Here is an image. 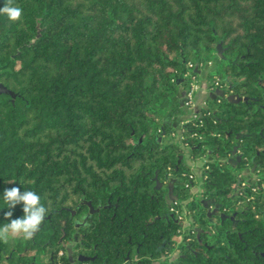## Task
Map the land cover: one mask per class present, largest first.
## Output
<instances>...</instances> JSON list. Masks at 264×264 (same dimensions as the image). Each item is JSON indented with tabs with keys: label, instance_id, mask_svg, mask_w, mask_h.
<instances>
[{
	"label": "trees",
	"instance_id": "obj_1",
	"mask_svg": "<svg viewBox=\"0 0 264 264\" xmlns=\"http://www.w3.org/2000/svg\"><path fill=\"white\" fill-rule=\"evenodd\" d=\"M13 6L20 20L0 15V83L15 94L0 93V226L23 216L5 218L11 187L48 216L32 240L0 243V264H55L59 250L62 264H151L175 249L179 264H264V0ZM198 70L225 89L182 120ZM184 147L205 157L198 193Z\"/></svg>",
	"mask_w": 264,
	"mask_h": 264
},
{
	"label": "clouds",
	"instance_id": "obj_2",
	"mask_svg": "<svg viewBox=\"0 0 264 264\" xmlns=\"http://www.w3.org/2000/svg\"><path fill=\"white\" fill-rule=\"evenodd\" d=\"M0 15H5L9 21L15 22L20 20L22 10L13 6V0H6L4 6L0 7ZM2 199L4 208L9 209L4 214L6 219L12 217L11 210L17 205H22L23 216L0 226V243L32 240L48 216V208L41 202V196L32 190L21 192L18 187H11L4 191Z\"/></svg>",
	"mask_w": 264,
	"mask_h": 264
},
{
	"label": "built area",
	"instance_id": "obj_3",
	"mask_svg": "<svg viewBox=\"0 0 264 264\" xmlns=\"http://www.w3.org/2000/svg\"><path fill=\"white\" fill-rule=\"evenodd\" d=\"M188 66H191V63H188ZM219 84L218 80L214 81V86H217ZM198 88V83L196 81V77L191 75L190 76V83L188 85V87L185 89V97H184V105L185 106H191L193 103V96L194 93L196 91V89ZM205 105V104H204ZM195 114V113H194ZM195 176L194 173L191 172L190 174H188V180H194ZM194 184L189 183V181H186L184 183V186L191 188ZM252 190H255V188L253 187ZM250 197H248L246 200H249ZM172 204L169 207V210L175 215L176 219L182 221L183 225L188 226L190 223V218L188 217V214L184 211V209L179 210L177 209V207L175 206V200L170 201ZM63 250H59L57 252V257H56V262L55 264H62V261L60 260V257L63 255ZM79 264H89L87 262H80Z\"/></svg>",
	"mask_w": 264,
	"mask_h": 264
},
{
	"label": "rangeland",
	"instance_id": "obj_4",
	"mask_svg": "<svg viewBox=\"0 0 264 264\" xmlns=\"http://www.w3.org/2000/svg\"><path fill=\"white\" fill-rule=\"evenodd\" d=\"M203 77L202 76H198V79H202ZM206 83H207V85H208V82L207 81H205ZM206 89H207V92L208 93H211V92H214V91H216V90H219V91H221V90H223V89H225V85H217V87L214 89L213 87H210L209 85L206 87ZM224 93V92H223ZM229 94H231L230 92H228V93H224V95H229ZM205 102V104H207L206 103V101H204ZM175 139H176V137H175ZM177 140V139H176ZM184 151H185V153H184V158H185V160L186 161H189V160H191V161H193V163L191 164V168H192V172L194 173V176H195V180H196V183L190 188V191L192 192V193H198V191H199V189H200V184H201V182H202V177H201V166H202V163H203V161L205 160V157H197V158H190V156H189V149H188V147H184ZM247 172L248 171H243V172H241L242 174H247ZM252 177H254V175H252ZM179 236L178 237H176V240H179ZM175 256V254H171L170 256H169V258L170 259H172L173 257Z\"/></svg>",
	"mask_w": 264,
	"mask_h": 264
},
{
	"label": "crops",
	"instance_id": "obj_5",
	"mask_svg": "<svg viewBox=\"0 0 264 264\" xmlns=\"http://www.w3.org/2000/svg\"><path fill=\"white\" fill-rule=\"evenodd\" d=\"M198 73L200 76L202 75V70H198ZM206 82L204 78L198 79V88L196 89L194 96H193V103L191 106L185 107V112L181 114L179 117L180 119L184 120L191 116L193 113H196L199 111V109L205 104V98L209 94L206 89ZM174 136V135H173ZM179 137V135L176 133L174 138ZM169 138V137H168ZM190 165L193 163V161L189 160L187 161Z\"/></svg>",
	"mask_w": 264,
	"mask_h": 264
},
{
	"label": "water",
	"instance_id": "obj_6",
	"mask_svg": "<svg viewBox=\"0 0 264 264\" xmlns=\"http://www.w3.org/2000/svg\"><path fill=\"white\" fill-rule=\"evenodd\" d=\"M36 29H37V31H36V35L35 36L37 37L39 35V25H38V23L36 24ZM33 41H34V38H31L29 40V42L27 43V45H29ZM215 50H216V54L219 57H222V49L220 48L219 43L216 44ZM194 69H196V66L194 67ZM0 93H7V94L11 95L12 98H14V96H15L14 92L12 90L6 88L2 83H0ZM234 97H236L234 94L227 95V98H229V99H232ZM70 211H71L72 214L74 213V209H71ZM91 212H93V208L89 206L88 211L84 215L81 216V222L82 223L86 221L87 216ZM75 225H77V223H75ZM196 230L199 231V228H197ZM66 251H67L68 256L71 258L72 248L70 246H66ZM77 259H78V261L82 262V261L88 260V257L78 256Z\"/></svg>",
	"mask_w": 264,
	"mask_h": 264
},
{
	"label": "flooded vegetation",
	"instance_id": "obj_7",
	"mask_svg": "<svg viewBox=\"0 0 264 264\" xmlns=\"http://www.w3.org/2000/svg\"><path fill=\"white\" fill-rule=\"evenodd\" d=\"M186 226V225H185ZM176 252H177V250L175 249V250H173L172 252H168L167 254H163L159 259H156V260H153L152 262H151V264H161V263H168V264H179L177 261H176V259H175V256L172 258V259H170L169 258V256L171 255V254H176Z\"/></svg>",
	"mask_w": 264,
	"mask_h": 264
}]
</instances>
